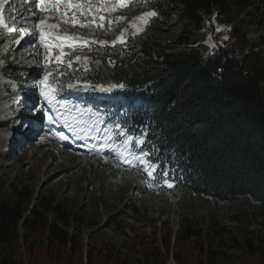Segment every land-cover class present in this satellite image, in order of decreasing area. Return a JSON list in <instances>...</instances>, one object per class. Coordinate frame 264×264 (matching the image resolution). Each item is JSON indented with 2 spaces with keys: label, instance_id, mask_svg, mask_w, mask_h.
Instances as JSON below:
<instances>
[{
  "label": "trees",
  "instance_id": "obj_1",
  "mask_svg": "<svg viewBox=\"0 0 264 264\" xmlns=\"http://www.w3.org/2000/svg\"><path fill=\"white\" fill-rule=\"evenodd\" d=\"M263 4L264 0H257L256 5L251 0H151L150 9L157 16L143 32L134 38L129 36L126 46L101 48L90 44L91 50H78L74 55L95 54L98 66L89 64L85 71L76 62L72 68L53 63L48 69L54 77L50 81L59 93V87L69 83L95 89L122 83L125 87L113 89L115 94L127 99L145 98L141 108L103 107L92 112L102 114L103 123L111 129L117 144L132 136L133 153L139 154L141 149L150 153L146 159L157 166L153 176H148L139 161L136 172L153 192L169 196L189 192L224 205L246 199L264 207V88L259 78L246 72L231 48L217 49L201 63L199 52L185 47L184 43L190 41L183 36L186 30L166 41L174 28L170 21L175 14L185 17L187 29L188 25L198 27L204 16L215 13V18L224 19L232 32L245 38L241 40L244 42L248 36L232 24V17L248 15L251 20L245 18L243 23L260 29L264 11L257 7ZM16 40L15 34L0 36L3 71L14 66L9 65L7 58ZM259 43L264 46V38ZM133 56L132 61L122 62ZM68 58L66 54L65 60ZM59 72L65 75L60 76ZM23 73L25 81L34 70ZM116 124L122 125L125 135H119ZM136 139H143V145L137 146ZM98 167L99 160L89 165V175L93 177ZM104 173L109 181L119 180L113 169L107 168ZM6 188V182L0 179V264H139L108 258L94 249L84 253L78 240L63 228L72 221V215L60 202L43 198L33 210L28 206L31 194L10 193ZM20 229L26 230L27 236ZM213 232L219 240L225 235L216 228ZM184 233L190 234L188 230ZM165 241L168 250L175 243L170 238ZM259 243L258 246L254 239L235 236L221 241L230 249L241 247L251 254L258 249L263 251L261 258L243 259L242 264H264V239ZM147 251L146 264H166L167 256L160 247ZM205 255L203 246L193 244L175 256L183 264H221L231 260L223 255H208L207 263Z\"/></svg>",
  "mask_w": 264,
  "mask_h": 264
},
{
  "label": "rangeland",
  "instance_id": "obj_2",
  "mask_svg": "<svg viewBox=\"0 0 264 264\" xmlns=\"http://www.w3.org/2000/svg\"><path fill=\"white\" fill-rule=\"evenodd\" d=\"M251 2L253 5L257 4V0H251ZM144 6H139L138 2L137 8L144 13L148 11V7ZM257 8L258 11H264V4ZM214 14L210 17L204 16L198 26L199 28L188 25L187 29L185 17L179 16V19L174 17L172 22H175V27L166 41L176 39L181 30H186L183 36L190 41L184 43L185 47L198 51L201 63H204L207 57L217 49L231 48L245 65L246 72L258 77L264 88L262 77L264 73V46L259 43L260 38H264V25L258 29L254 25L243 23L245 18L248 22L251 20L248 15L242 14L232 17V24H235L242 33L248 36L249 41L242 42L241 40L245 38L238 35L240 34L238 32L236 34L234 31H230L226 21L224 19L218 20ZM255 14L258 16L257 13ZM1 15L4 23L8 25L7 28L3 27L4 29L7 31L18 30L20 36L17 39L20 40V43H16L9 58H7L9 65L14 64V66L3 71L4 65L0 63V83L4 86V88L0 86V95L11 97L20 74L28 73L33 69L40 77L32 79L34 74H31L27 80L23 81L24 77L21 75V85L25 88L24 90L35 91L34 97L37 98L38 103L45 102L39 95L40 85L38 81L43 78L48 65H45L46 53L38 43V30L35 28L37 18L43 17L44 13L39 12L34 4L27 5L25 8L20 2H17V5L11 7L7 13L3 10ZM52 15L55 16V13ZM135 17L127 16L129 21ZM259 20L258 17L257 21ZM118 25L122 28L128 27L127 22ZM21 33H23V39H20ZM250 43L257 45L254 46ZM66 50L68 49H65V52ZM58 54L57 50L52 53V56ZM129 59H124L122 62H129ZM53 62L55 61L53 60L51 63ZM69 92L65 88L61 90L64 99L60 102L66 104L67 111L61 107L63 115L58 121L64 122L66 117L70 127L74 130L77 128L80 134L85 129L87 133L92 132L91 138L87 135L86 144L80 150L82 153L71 154L65 150L67 148L56 143L55 139L65 143L64 140L58 138V135L55 134L54 136L51 132L34 134L37 127L32 123L28 129L29 132H26L21 149H17V146L20 147L21 141H18L17 145L14 139H11L7 145H3L0 141V179L6 182V189L10 193L16 191L17 193L31 194L32 198L28 206L33 210L43 198H53L55 202H60L72 215V221L63 228L78 240L84 253L87 249H94L102 252L108 258L123 260L126 263L132 261L146 264L148 262L147 250L151 247H160L167 256L166 264H183L175 255L183 253L187 246L198 244L203 246L205 250L207 263L210 262L208 255H223L225 259H231L230 261L225 260L221 264H228L232 261H239L237 264H242L241 260L243 259L261 258L262 250L258 249L255 254H251L241 247L226 248L221 245V241L227 237L235 236L236 238L254 239L259 246L260 240L264 239V207L246 199H242L235 205H224L214 204L189 192H183L177 196L151 192L135 171L138 161L132 160L131 156H126L127 160L132 161L131 163L124 162L125 157L123 156L117 160V152L110 153L104 150L100 153L99 145L110 129L95 127L97 124L94 123L96 117L89 114L91 107H88L95 103H89L84 108L73 101L65 102L71 96ZM71 93L73 94V92ZM18 94L20 95V93ZM44 111H47V108H44ZM40 114L44 117L43 113ZM30 135L33 138L35 135L38 142L30 141L28 139ZM6 136L10 138L12 135L8 132ZM18 137L21 136L16 133L13 138ZM41 137L44 139L41 140ZM89 140H92L93 143H90ZM27 144L38 152L36 160L39 162L44 160V162L50 163L58 151H65L68 159L63 157L60 163L53 167V170L58 171L61 168L63 172L57 174V177L62 184L75 181L82 187L81 193L66 187L59 190L56 187L54 176L48 177L44 182L42 177L38 181L31 179L24 166L27 159L33 156L32 149L27 147ZM98 153H100V165L92 177L88 173L89 165L94 162ZM10 166L12 169L8 168ZM108 166L119 172V180L109 181L104 173ZM124 181L130 182L132 185L126 184ZM45 185L48 186L47 190H45ZM89 185L94 190L92 195L85 193L86 187ZM97 214H100L98 219L96 218ZM26 215L29 216V213ZM50 220L53 221L54 217L50 216ZM214 228L219 231L223 230L225 233L221 240L214 234ZM187 230L190 232L189 236L184 233ZM20 232L23 236H27L26 230L20 229ZM186 237L187 239H185ZM168 238L175 242L169 250L165 246V240ZM192 252L197 253L195 250ZM212 262L217 264L215 261Z\"/></svg>",
  "mask_w": 264,
  "mask_h": 264
},
{
  "label": "snow or ice",
  "instance_id": "obj_3",
  "mask_svg": "<svg viewBox=\"0 0 264 264\" xmlns=\"http://www.w3.org/2000/svg\"><path fill=\"white\" fill-rule=\"evenodd\" d=\"M35 8L39 12L44 13L43 17H38L35 23V28L38 30V43L45 50L44 62L45 65L50 64L53 60L57 65L66 64L68 68L73 67V63L82 64L84 70H88V65L91 63L87 57H81L80 55H74L78 50L89 48L90 44H98L101 48L105 46L115 47L117 44L126 46L128 44L129 36L136 37L137 34L144 31V29L152 22V18L157 16L155 10L144 12L139 16H136L133 20L128 21L127 28L119 29V34L116 39L108 41L104 39H88L86 37L92 36L96 30H103L105 34L112 31L115 25L126 21L124 16H113L112 14L120 10L121 8L129 7V0H32ZM55 13V16L52 15ZM55 22H49V21ZM107 24V27H105ZM0 27L7 28L8 25L4 23L2 15H0ZM82 29L85 30L83 34H77L70 31V29ZM11 30V29H10ZM131 30V31H130ZM20 39H23V33H21ZM17 44L20 40L15 41ZM65 49L70 50L68 53L69 58L65 60ZM59 52L58 55L52 56L54 51ZM89 50H91L89 48ZM99 63V62H97ZM110 63H112L110 61ZM60 76H64V72H59ZM53 78V72L46 70L43 78L39 81V95L50 106L49 111H44V104H39L33 108V114L43 113L45 119L50 124H56L63 115L58 113L55 117L51 115V111L56 110V105L60 104L62 108L67 111L66 104L60 102L57 97L59 90L57 87H53L50 81ZM91 86V85H88ZM69 88L73 87L71 83ZM124 84H113L109 87L100 86V90L103 92H111L115 88L123 89ZM90 115L96 117L94 123H103L101 114L97 112H89ZM65 126H71L68 119L64 118ZM115 129L118 130L119 135H125V131L120 124L115 125ZM58 138L66 140L67 137L63 133H58ZM44 137H41L43 140ZM133 141L132 136H127L123 143L117 144L113 138L112 132L109 131L105 134L103 142L99 145V150L104 151L106 149H116L120 155L125 157L126 163H131L126 159V156H131L132 160L139 161L145 165L144 171L148 176L152 177L153 172L156 170L150 160L146 159L150 153L141 149L139 154H135L131 150V143ZM143 139H136L135 144L137 146L143 145ZM94 147H96L94 145ZM166 175V173H165ZM172 187L171 184L168 185Z\"/></svg>",
  "mask_w": 264,
  "mask_h": 264
},
{
  "label": "bare ground",
  "instance_id": "obj_4",
  "mask_svg": "<svg viewBox=\"0 0 264 264\" xmlns=\"http://www.w3.org/2000/svg\"><path fill=\"white\" fill-rule=\"evenodd\" d=\"M0 86H3V84L0 83ZM3 88H4V86H3ZM4 100H5L4 97L0 95V102H2ZM33 136H34V138L32 137V135H30L28 137V139L30 141L38 142V140L35 138V135H33ZM55 141L59 145L61 144L63 146V142H58L57 139H55ZM7 143H8L7 139L2 141L3 145H7ZM26 146L29 147L30 149H32V153H33V156L30 157L29 159H27V161L24 163V166L27 169V174L30 176L31 179H33L34 181H38V180H40V177H42L43 178V182H44L45 180H47L48 177L54 176L56 187L59 190L63 189L64 187H66L68 189H70V188L75 189L77 191V193H79V194L81 193L82 187L75 181L68 182V184H65V185L62 184V182L59 179V177H57V174H61L63 172V170L61 168L58 171L53 170L54 169L53 167L56 166L58 163H60V161L63 159V157L66 160L68 159L66 157L67 154L65 153V151H63V152L58 151L57 155L54 156L52 162L46 163V162H44V160H42L40 162L37 161L36 158L38 156V152L35 151L34 148L31 147V145L27 144ZM23 152H22V154H23ZM8 168L12 169L11 166L8 167ZM47 189H48V186L45 187V190H47ZM93 192H94V190H93V187L91 185L86 187V191H85L86 194L92 195ZM99 217H100V214H97L96 218L98 219ZM163 221H165V220H163ZM100 233H103V231H100Z\"/></svg>",
  "mask_w": 264,
  "mask_h": 264
}]
</instances>
